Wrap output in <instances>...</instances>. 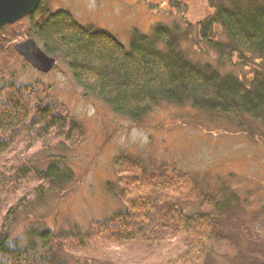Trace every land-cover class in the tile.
<instances>
[{
	"label": "trees",
	"instance_id": "obj_1",
	"mask_svg": "<svg viewBox=\"0 0 264 264\" xmlns=\"http://www.w3.org/2000/svg\"><path fill=\"white\" fill-rule=\"evenodd\" d=\"M208 2L198 39L220 61H252L247 77L190 61L176 30L156 25L149 35L133 32L125 47L107 31L81 26L68 11H51L46 0L0 28V264H83L73 255L87 249L112 260L128 246L146 254L174 251L171 264H207L212 251L230 248L221 228L227 202L206 193L191 174L168 164L151 169L125 154L115 158L122 212L85 232L34 227L22 239L14 234L22 216L39 222L38 208L67 191L74 180L67 154L81 134L79 122L40 91L6 80L13 46L22 40L33 38L66 63L76 86L130 120L160 104H187L208 117L249 119L264 128V0ZM35 146L36 154L26 155ZM192 203L200 210L186 214L182 206Z\"/></svg>",
	"mask_w": 264,
	"mask_h": 264
},
{
	"label": "rangeland",
	"instance_id": "obj_2",
	"mask_svg": "<svg viewBox=\"0 0 264 264\" xmlns=\"http://www.w3.org/2000/svg\"><path fill=\"white\" fill-rule=\"evenodd\" d=\"M208 1L46 0V6L70 12L81 26L109 32L125 47L133 32L149 35L156 25L176 30L187 59L245 78L252 61H220L198 39V24L210 10ZM5 78L16 86H33L81 126L80 137L74 139L78 143L67 154L73 182L61 198L49 197L38 208L43 217L39 222L30 224L22 216L15 236L22 239L34 227H48L57 235L85 232L122 212L115 158L125 154L151 169L168 164L191 174L206 193L227 202L221 228L230 248L212 251L207 264H264V128L249 119L208 117L187 104H160L141 119L130 120L76 86L62 60H56L49 74H40L15 54ZM182 207L186 214L200 210L196 203ZM174 254L164 247L146 254L128 246L111 254L112 260L88 249L73 257L83 264H171Z\"/></svg>",
	"mask_w": 264,
	"mask_h": 264
},
{
	"label": "water",
	"instance_id": "obj_3",
	"mask_svg": "<svg viewBox=\"0 0 264 264\" xmlns=\"http://www.w3.org/2000/svg\"><path fill=\"white\" fill-rule=\"evenodd\" d=\"M42 0H0V28L12 25L33 14ZM16 55L40 74H49L56 60L46 55L33 38H27L13 46Z\"/></svg>",
	"mask_w": 264,
	"mask_h": 264
}]
</instances>
